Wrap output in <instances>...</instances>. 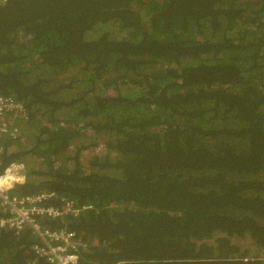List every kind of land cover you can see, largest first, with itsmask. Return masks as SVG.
I'll use <instances>...</instances> for the list:
<instances>
[{"label":"trees","instance_id":"obj_1","mask_svg":"<svg viewBox=\"0 0 264 264\" xmlns=\"http://www.w3.org/2000/svg\"><path fill=\"white\" fill-rule=\"evenodd\" d=\"M0 94L13 192L95 207L78 264H264V0H0ZM38 243L0 228V264Z\"/></svg>","mask_w":264,"mask_h":264},{"label":"built area","instance_id":"obj_2","mask_svg":"<svg viewBox=\"0 0 264 264\" xmlns=\"http://www.w3.org/2000/svg\"><path fill=\"white\" fill-rule=\"evenodd\" d=\"M25 114L22 101L0 94V139L5 135L17 138L22 133L19 122L27 120ZM103 149L102 144L97 151ZM2 165L0 157V228L16 232L32 230L39 237V243L34 247L35 255L48 264H78L89 244L78 232L65 225L93 211V204L81 205L54 190L15 193L13 190L17 185L24 184L29 178L27 167L23 162ZM52 221L61 223L63 227H50L48 224Z\"/></svg>","mask_w":264,"mask_h":264},{"label":"rangeland","instance_id":"obj_3","mask_svg":"<svg viewBox=\"0 0 264 264\" xmlns=\"http://www.w3.org/2000/svg\"><path fill=\"white\" fill-rule=\"evenodd\" d=\"M93 151H94L93 149L86 151L84 157L85 158L89 157L93 153Z\"/></svg>","mask_w":264,"mask_h":264},{"label":"clouds","instance_id":"obj_4","mask_svg":"<svg viewBox=\"0 0 264 264\" xmlns=\"http://www.w3.org/2000/svg\"><path fill=\"white\" fill-rule=\"evenodd\" d=\"M93 150H94V151H93L92 154H94L95 152H98L97 149H93ZM92 154H91V155H92ZM0 157H1V156H0ZM87 158H88V157H87ZM87 158H86V159H87Z\"/></svg>","mask_w":264,"mask_h":264}]
</instances>
